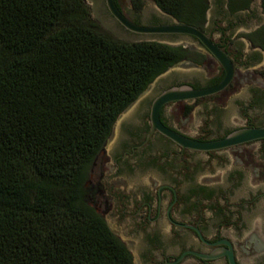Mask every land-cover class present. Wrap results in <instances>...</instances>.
Masks as SVG:
<instances>
[{"label":"trees","instance_id":"trees-1","mask_svg":"<svg viewBox=\"0 0 264 264\" xmlns=\"http://www.w3.org/2000/svg\"><path fill=\"white\" fill-rule=\"evenodd\" d=\"M155 2L202 29L204 0ZM85 17L82 0H0V264H133L87 201L88 172L118 115L190 51ZM250 39L264 50V26Z\"/></svg>","mask_w":264,"mask_h":264},{"label":"flooded vegetation","instance_id":"flooded-vegetation-1","mask_svg":"<svg viewBox=\"0 0 264 264\" xmlns=\"http://www.w3.org/2000/svg\"><path fill=\"white\" fill-rule=\"evenodd\" d=\"M101 1L100 5L104 15L117 24L123 32L149 38V40L146 41H171L173 43L164 44L175 47L180 46L183 49L190 51L189 57L183 58L173 66L181 64L186 67H199L204 65L208 59L213 60L218 65L217 74L213 77L207 79L196 78L194 80H192L191 77L177 79L166 84V86H164L158 93L175 85L183 84L189 85L193 88H205L216 85L221 81L224 75L222 67L215 58L210 55L199 40L189 35H140L132 33L120 25L110 14L105 5V0ZM114 1L119 11L128 20L140 26L164 25L175 22L181 23L180 19L173 14L161 9L155 0H129L128 7L126 8L122 7L119 0ZM143 3H147L146 7H142ZM149 3L155 4L160 9L163 16L155 12ZM248 8L249 2L247 8L231 11L228 0L224 14L221 15L223 19H218V21L212 20L208 29L203 27L205 22L204 11L201 26L202 29H199L208 36L212 43L227 53V56L233 65V78L231 82L222 91L211 96L220 95L231 86L235 78L237 67L246 66L248 62H256L257 64L261 63L260 67H264V63L260 61V53L264 52V50L260 47L254 46L250 39V36L254 35L256 31L264 25L258 26L255 30L251 31L230 30V21H227L226 26L224 27L219 26L220 23L226 21L228 15H239L248 10ZM260 8L264 10L261 5ZM195 12L196 14L199 13L197 9H195ZM191 42L194 44L196 43V45H192ZM198 54L203 55L204 58L200 60ZM259 78L260 81H257V83L264 85V70L260 72ZM250 91L251 93L248 100L241 107L240 117L242 118V123L239 125H233L230 123L222 125V130L219 132L202 129L200 135L188 134L170 124L166 119L167 117L163 115L167 105L189 103L198 99L166 104L160 109L159 118L161 123L169 129L186 137L200 141L216 140L224 137L231 131L242 127L264 126V89L252 88ZM184 107L185 114L186 109L189 106ZM149 109L150 105L145 124L132 131L130 130L129 132L132 138V146L130 147L128 154L133 155L136 152L139 158L134 160V164L128 165V168L130 170L132 167H134L132 170L136 167L154 169L156 174L153 176L148 175V182L139 181L138 184L129 188H125L122 181L119 180L117 176V181L110 183L113 184L112 186H109L111 187V191L106 189L105 191H102L106 195L103 212L110 217H113L115 221L121 222L132 233L135 232L144 238L145 245L142 251L149 264H183L186 259L195 260L199 264H214L216 262L228 264L226 256L211 260H201L192 254L185 253L193 251L208 254L212 250L225 246L216 243L221 239L229 240L233 249L236 264H239L236 259L233 243L223 230L240 225L239 221L241 220L235 219L231 214V211H225L220 204L221 199L222 205H225L226 207L232 206V203L228 201L227 192L229 190L232 193L230 189L234 185L236 177L232 174L231 180L233 181L230 182L229 189L220 192L214 184L196 180V176L193 175V170L197 168L196 165H191L190 169H188V165H176L174 167L171 165V157L179 159L183 157V153H200L209 155L211 153H221L224 151L197 152L182 149L157 131H153L149 134ZM217 122L220 121L217 119ZM263 140L264 139H261L246 144L264 143ZM242 145L228 150H233ZM156 150H159V152L156 153ZM117 162H119V160L116 159L112 164H109L108 167L111 169H108V171L112 172V168H114L113 172L115 170L117 171ZM180 179H183V185L177 186L176 182L180 181ZM259 195L264 197V191ZM253 199L242 201V203H249ZM236 206H241V203ZM207 212L208 214H206ZM250 239L251 240L248 241V243L253 245L255 251H264L263 241L255 237H251ZM261 264H264V262Z\"/></svg>","mask_w":264,"mask_h":264},{"label":"rangeland","instance_id":"rangeland-1","mask_svg":"<svg viewBox=\"0 0 264 264\" xmlns=\"http://www.w3.org/2000/svg\"><path fill=\"white\" fill-rule=\"evenodd\" d=\"M82 1L86 11L85 23L97 33L126 43L149 40L146 37L123 32L117 24L104 15L100 5L101 0ZM119 1L123 8L128 7L129 0ZM227 2L228 0H204L205 22L203 27L205 29L210 27L212 20L223 19L221 15L224 14ZM146 5L147 3H143L142 7H146ZM149 5L155 12L163 16L155 4L149 3ZM260 5L261 0H249L248 10L236 16L228 15L226 21L220 23L219 26H226L227 21L231 22L230 30L234 31H251L258 26H263L264 10L260 8ZM158 41L173 43L167 40ZM191 44L196 45L192 42ZM260 56V61L264 63V52H261ZM260 66L261 63L248 62L246 66L237 67L235 78L225 92L216 96L200 98L194 102L167 105L163 115L167 117L170 124L192 135H200L202 129L219 132L222 130V125L241 124V107L248 100L250 90L252 88L264 89V85L257 83L260 81V72L264 70V67ZM217 71L218 65L211 59L199 67H186L178 64L169 68L163 78L152 82L144 93L120 113L112 125L108 138L90 166L85 184L87 201L102 216L110 230L128 246L134 261L133 264H149L142 251L145 245L144 238L135 232L132 233L121 222L115 221L113 217L103 212L106 195L102 191L105 189L111 191L109 186L113 184L110 183L117 181V176L125 188H129L138 184L139 181L148 182L147 176L156 174L154 169L136 167L132 170L134 168L132 167L130 170L128 168V165L134 164V160L139 158L136 152L133 155L128 154L132 146L129 132L145 124L153 97L166 84L177 79L184 77H191L192 80L207 79L215 76ZM184 106L190 107V110L185 114ZM217 119L220 122H217ZM158 152L159 150H156V153ZM116 159L119 160L117 171L115 170L114 173V168H112V172L108 171L111 169L108 165ZM171 165L173 167L188 165V169L191 168V165H196L197 168L193 170L196 180L212 183L220 192L229 189L230 182L233 181L231 180L232 174L236 177L234 185L230 189L232 193L229 190L227 192L228 201L232 203V206L222 205L221 199L220 204L225 211H231L234 218L241 221H239L240 225L229 227L223 232L232 241L239 264H261L264 262V251L257 252L253 249V245L248 243L251 237L264 242V197L259 195L264 191V143L246 144L233 150L209 155L183 153L182 158L171 157ZM182 182L183 179L177 181V186H182ZM251 199L253 200L249 203H242V201ZM239 203L241 206H236ZM183 264L199 263L192 259H186ZM214 264L223 263L216 262Z\"/></svg>","mask_w":264,"mask_h":264},{"label":"water","instance_id":"water-1","mask_svg":"<svg viewBox=\"0 0 264 264\" xmlns=\"http://www.w3.org/2000/svg\"><path fill=\"white\" fill-rule=\"evenodd\" d=\"M105 5L108 11L110 12V14L115 18V20L120 25H122L126 30L132 33L140 34V35H163V34L189 35L196 38L210 53V55L213 58H215V60L220 64V66L224 71V75L221 81L216 85L205 88H193L189 85L181 84V85L168 87L163 91H161L160 93H158L153 98L150 104L149 134L152 133L153 131H157L162 136L166 137L180 148L197 151V152L226 151L228 149L237 147L242 144L264 139V126L238 128L236 130L231 131L222 138L216 140H209V141H200V140L192 139L184 135H181L173 131L172 129H169L168 127L164 126L159 118V112L163 106L177 101H191V100L211 96L222 91L225 87H227V85L231 82L233 78V65L229 57L227 56V53L222 49H220L217 45L212 43L211 40L208 38V36L199 28L178 22L171 24H164V25L159 24L153 26H140L128 20L119 11L114 0H105ZM165 73L166 71L160 74L159 76H157L152 82H154L157 79L163 78ZM151 83L147 86L145 90L148 89ZM145 90L142 93H144ZM129 106H127L124 110H126ZM216 243L225 246L212 250L208 254L198 253L193 251H188L185 253L192 254L201 260H211V259L219 258L221 256H226L228 264H236L233 249L229 240L221 239ZM126 248L128 249L127 245Z\"/></svg>","mask_w":264,"mask_h":264}]
</instances>
